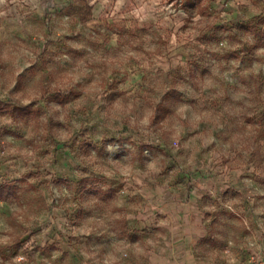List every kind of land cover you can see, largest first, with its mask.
<instances>
[{"label":"rangeland","instance_id":"374dc122","mask_svg":"<svg viewBox=\"0 0 264 264\" xmlns=\"http://www.w3.org/2000/svg\"><path fill=\"white\" fill-rule=\"evenodd\" d=\"M135 2L81 23L0 0V264H143L155 193L200 195L202 264L264 234V0Z\"/></svg>","mask_w":264,"mask_h":264},{"label":"crops","instance_id":"0c3cea01","mask_svg":"<svg viewBox=\"0 0 264 264\" xmlns=\"http://www.w3.org/2000/svg\"><path fill=\"white\" fill-rule=\"evenodd\" d=\"M31 1L36 2L37 0ZM44 1L50 2V4L61 9L68 3H76L78 0ZM85 1L91 5V17L85 22L94 21L100 10H102V15L108 19L113 15L116 7L132 9L135 8L136 3V0ZM184 1L186 5L192 7L186 0ZM213 182L211 179L198 177L195 185L200 187ZM144 201L147 202V210L150 209V213L160 214V217L158 223L154 225L155 229L150 228L152 231L155 230L159 236L146 246L145 252L140 253L142 256L144 255L143 264H202V258H206L207 254L212 251L211 248L217 244L220 232L217 233L218 226L213 221L209 220L208 222L206 211L200 204V195L194 192L188 196L185 194L155 193L152 195L147 194ZM244 222L246 223L245 220ZM222 227L226 229L225 225ZM247 228L249 229L248 226ZM257 238L258 241L253 248V252L258 254L259 261L257 264H264V234L259 232ZM225 239L228 243L231 242L228 234L225 235ZM124 255H127V252ZM136 258L129 256V259L133 262L136 261ZM225 259L228 261L227 264H245L235 256L227 255ZM129 263L131 264V262ZM247 264L255 263L249 259Z\"/></svg>","mask_w":264,"mask_h":264},{"label":"trees","instance_id":"16d2710c","mask_svg":"<svg viewBox=\"0 0 264 264\" xmlns=\"http://www.w3.org/2000/svg\"><path fill=\"white\" fill-rule=\"evenodd\" d=\"M187 3L190 6H194L197 3H200V0H186ZM65 14L68 15H74L76 18L81 22H85L91 17V5L87 3L85 0H78L76 3H68L66 6L62 7L60 9ZM55 99H59L60 96L59 94H55L52 96ZM5 108L10 109L11 113L16 115V114H21L25 115L29 113V105L28 104H23L18 100H11L6 102L4 105ZM16 190V186L12 184H7V185H0V198L5 199L7 196L13 194Z\"/></svg>","mask_w":264,"mask_h":264},{"label":"built area","instance_id":"2783aa9c","mask_svg":"<svg viewBox=\"0 0 264 264\" xmlns=\"http://www.w3.org/2000/svg\"><path fill=\"white\" fill-rule=\"evenodd\" d=\"M251 260H252L253 263L257 264L258 261H259L258 254H256L255 252H253L252 257H251Z\"/></svg>","mask_w":264,"mask_h":264}]
</instances>
